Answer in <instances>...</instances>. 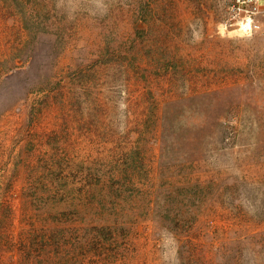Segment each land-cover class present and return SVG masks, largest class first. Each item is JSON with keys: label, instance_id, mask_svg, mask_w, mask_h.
<instances>
[{"label": "rangeland", "instance_id": "374dc122", "mask_svg": "<svg viewBox=\"0 0 264 264\" xmlns=\"http://www.w3.org/2000/svg\"><path fill=\"white\" fill-rule=\"evenodd\" d=\"M248 1L0 0V264H264Z\"/></svg>", "mask_w": 264, "mask_h": 264}, {"label": "built area", "instance_id": "2783aa9c", "mask_svg": "<svg viewBox=\"0 0 264 264\" xmlns=\"http://www.w3.org/2000/svg\"><path fill=\"white\" fill-rule=\"evenodd\" d=\"M248 3H249L248 0H235V3H233L232 5V10L236 11L237 14H240L242 12L245 13L247 12L246 11L247 9H245V6H247ZM246 26H247L246 29L250 31L251 29L250 23L246 24ZM254 28H257V26H254Z\"/></svg>", "mask_w": 264, "mask_h": 264}, {"label": "trees", "instance_id": "16d2710c", "mask_svg": "<svg viewBox=\"0 0 264 264\" xmlns=\"http://www.w3.org/2000/svg\"><path fill=\"white\" fill-rule=\"evenodd\" d=\"M5 82H8V81H5Z\"/></svg>", "mask_w": 264, "mask_h": 264}]
</instances>
